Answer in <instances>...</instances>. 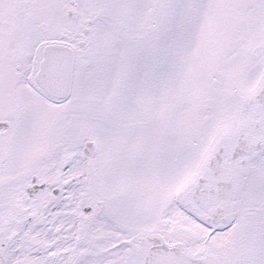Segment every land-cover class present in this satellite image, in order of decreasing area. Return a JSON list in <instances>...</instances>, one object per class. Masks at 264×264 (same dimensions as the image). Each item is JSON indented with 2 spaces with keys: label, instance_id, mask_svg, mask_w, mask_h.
<instances>
[{
  "label": "snow or ice",
  "instance_id": "obj_1",
  "mask_svg": "<svg viewBox=\"0 0 264 264\" xmlns=\"http://www.w3.org/2000/svg\"><path fill=\"white\" fill-rule=\"evenodd\" d=\"M0 264H264V0H0Z\"/></svg>",
  "mask_w": 264,
  "mask_h": 264
}]
</instances>
